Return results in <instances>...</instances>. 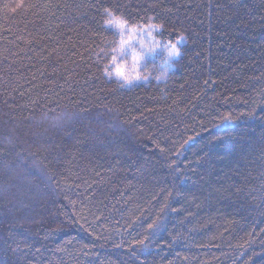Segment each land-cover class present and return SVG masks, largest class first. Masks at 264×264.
Returning a JSON list of instances; mask_svg holds the SVG:
<instances>
[{
  "label": "trees",
  "instance_id": "trees-1",
  "mask_svg": "<svg viewBox=\"0 0 264 264\" xmlns=\"http://www.w3.org/2000/svg\"><path fill=\"white\" fill-rule=\"evenodd\" d=\"M0 264H264V0H0Z\"/></svg>",
  "mask_w": 264,
  "mask_h": 264
},
{
  "label": "rangeland",
  "instance_id": "rangeland-1",
  "mask_svg": "<svg viewBox=\"0 0 264 264\" xmlns=\"http://www.w3.org/2000/svg\"><path fill=\"white\" fill-rule=\"evenodd\" d=\"M120 31V35H122L121 39L128 41L123 46V55L122 60L119 66H122L125 71L132 76H135L142 69V63L147 60V58H152L154 55L165 56L166 64L171 63L177 57H169L167 54V47L169 45H161L156 41L155 38V30L151 28L146 29H127L124 27L122 30L118 28ZM151 33V35H149ZM129 36H131V40L129 41ZM183 43V42H180ZM178 47V46H177ZM149 49H152L149 51ZM138 55L140 59L138 61H134L133 56ZM138 81L133 79L132 82ZM131 82V83H132Z\"/></svg>",
  "mask_w": 264,
  "mask_h": 264
},
{
  "label": "snow or ice",
  "instance_id": "snow-or-ice-1",
  "mask_svg": "<svg viewBox=\"0 0 264 264\" xmlns=\"http://www.w3.org/2000/svg\"><path fill=\"white\" fill-rule=\"evenodd\" d=\"M21 5L20 4H17L16 7L19 8ZM12 11H16V8H13ZM106 12L109 11V9H105ZM125 23L124 21H121V20H109L107 21V24L109 25H115L117 28L119 29H123L125 27ZM158 27H162V25L158 26ZM149 35H151V33H149ZM183 39V37H181V40ZM131 40V36H129V41ZM128 41H125L124 39H121L120 41V49L122 50L123 49V46L127 43ZM152 49H149V51H151ZM113 52L117 51V49H113L112 50ZM167 51V54L169 57H178L180 56V50L179 48L177 47L176 44H170L169 47H167L166 49ZM133 59L134 61H138L140 59V57L138 55H135L133 56ZM112 60L113 62H115L116 60V57L113 56L112 57ZM115 72H116V75L118 77H121L126 83H131L133 79H136V80H139V79H147V77H142L140 76L139 74H136L135 76H132L131 74L127 73L125 71V69L122 67V66H117L116 69H115ZM108 75H111V73H107ZM157 79H160L159 76L156 77ZM224 119H230V117H225ZM161 151H163V149H161ZM159 227V225L154 221L152 224H149L148 225V228L149 229H153V228H157ZM136 243L140 244L141 246H144V240H138L136 241ZM117 247H121L122 245H116ZM132 255L135 256L136 255V252H135V249H133L132 251Z\"/></svg>",
  "mask_w": 264,
  "mask_h": 264
}]
</instances>
